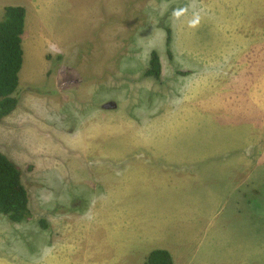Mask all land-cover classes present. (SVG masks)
<instances>
[{"label": "rangeland", "instance_id": "1", "mask_svg": "<svg viewBox=\"0 0 264 264\" xmlns=\"http://www.w3.org/2000/svg\"><path fill=\"white\" fill-rule=\"evenodd\" d=\"M7 2L27 16L0 150L31 214L0 213V264H264V0Z\"/></svg>", "mask_w": 264, "mask_h": 264}, {"label": "trees", "instance_id": "2", "mask_svg": "<svg viewBox=\"0 0 264 264\" xmlns=\"http://www.w3.org/2000/svg\"><path fill=\"white\" fill-rule=\"evenodd\" d=\"M27 10L22 5H8L0 18V123L18 104L17 90L24 63L23 35ZM167 44L171 42V29L166 28ZM162 62L157 50L150 53L146 76L161 78ZM0 213L14 222H23L31 214L30 197L19 166L0 150ZM44 227L45 220L41 221ZM148 264H173L167 249H154L147 255Z\"/></svg>", "mask_w": 264, "mask_h": 264}, {"label": "crops", "instance_id": "3", "mask_svg": "<svg viewBox=\"0 0 264 264\" xmlns=\"http://www.w3.org/2000/svg\"><path fill=\"white\" fill-rule=\"evenodd\" d=\"M10 3H8L7 2V4H5V3H2L1 5H0V18L3 16V14H4V8L7 6V5H9ZM11 5V4H10ZM221 202V201H220ZM116 206L117 207H122V210L123 209H127V206H125V205H122L121 203H117L116 204ZM128 207H132L133 208V204H132V206H130V204H129V206ZM129 209V208H128ZM160 249H167V248H160ZM167 250H169V249H167ZM170 251V250H169ZM171 252V251H170Z\"/></svg>", "mask_w": 264, "mask_h": 264}, {"label": "water", "instance_id": "4", "mask_svg": "<svg viewBox=\"0 0 264 264\" xmlns=\"http://www.w3.org/2000/svg\"><path fill=\"white\" fill-rule=\"evenodd\" d=\"M105 107H107V108L112 107L113 108V107H115V105H111L110 103H108V104L105 105Z\"/></svg>", "mask_w": 264, "mask_h": 264}]
</instances>
